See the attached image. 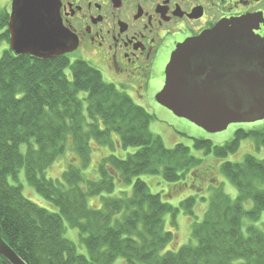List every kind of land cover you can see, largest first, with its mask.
Returning <instances> with one entry per match:
<instances>
[{"label": "trees", "instance_id": "16d2710c", "mask_svg": "<svg viewBox=\"0 0 264 264\" xmlns=\"http://www.w3.org/2000/svg\"><path fill=\"white\" fill-rule=\"evenodd\" d=\"M9 20V10L0 9V46L10 44ZM154 119L86 60L72 61L69 54L36 58L6 49L0 58L3 240L28 264H264V231L252 223L245 227L244 221L255 222L264 212V158L248 154L242 161H224L221 171L238 195L232 199L222 185L213 187L199 221L195 195L175 206L166 197L169 191L151 192L140 178L161 175L174 189L180 183L196 188L192 177H199L195 170L202 158L183 143L167 147L150 129ZM248 138L264 146V127L238 129L222 145L195 138L194 147L225 158ZM94 144L137 149L126 157L103 158L99 177L90 178L83 170L91 163ZM68 150L76 159L68 160L61 179L47 177V169ZM20 169L57 211L30 200L21 185L9 181L17 180ZM128 185L131 191L112 195ZM94 196H100L99 207L89 203ZM249 200L253 206L246 209ZM180 211L194 220L191 240L167 250L175 245L176 233L167 229L166 216L175 225ZM68 227L78 229L88 256L66 236ZM0 264L10 263L0 255Z\"/></svg>", "mask_w": 264, "mask_h": 264}, {"label": "water", "instance_id": "95a60500", "mask_svg": "<svg viewBox=\"0 0 264 264\" xmlns=\"http://www.w3.org/2000/svg\"><path fill=\"white\" fill-rule=\"evenodd\" d=\"M9 33L17 55L47 59L77 47L57 0H12ZM165 73L155 100L207 132L264 120V38L254 34L247 18L221 22L182 43ZM0 255L10 264H28L1 234Z\"/></svg>", "mask_w": 264, "mask_h": 264}, {"label": "flooded vegetation", "instance_id": "af4514ba", "mask_svg": "<svg viewBox=\"0 0 264 264\" xmlns=\"http://www.w3.org/2000/svg\"><path fill=\"white\" fill-rule=\"evenodd\" d=\"M57 1L63 25L77 40L71 53L143 99L155 100L164 87L178 46L219 23L247 18L264 38V0Z\"/></svg>", "mask_w": 264, "mask_h": 264}, {"label": "rangeland", "instance_id": "374dc122", "mask_svg": "<svg viewBox=\"0 0 264 264\" xmlns=\"http://www.w3.org/2000/svg\"><path fill=\"white\" fill-rule=\"evenodd\" d=\"M11 4L12 0H0V9L7 8L9 10L11 8ZM8 48H10V45H8L7 42H3L0 46V58L2 57L4 51ZM70 57L72 61L78 59L75 54H72ZM106 81L118 84L111 78H107ZM82 95L83 94H81V96ZM132 97L134 101H136L138 104L142 105L155 115V119L151 122L150 129L151 131L162 137L167 147L173 148L175 145L183 143L184 145L189 146L192 155L198 158H202V163L198 166V169L195 170L199 177H197L196 179L192 177V182L198 189L187 187L188 185H183V183H180L179 186H176L174 189H172L170 186H173L174 184L166 182L161 175L140 176L141 179L147 182L151 192H161L165 194L169 191V193L166 194V197L170 201V203L175 206L178 205L182 199L190 195H195L197 198V202L194 209L196 219L199 221L203 219L204 214L209 206L213 187L222 185L225 192L232 199H235L238 195L237 188L228 178L225 177V175L221 171V165L224 161H242L248 154L254 155L260 159L264 158V146H258L255 140L250 138L243 140L238 151L229 154L225 158H218L213 153H206L204 149H197L194 147L195 138L210 140L215 145H222L226 141L232 139L238 129L248 130L264 127V120H258L255 122L231 123L227 127V129L223 131L210 133L185 118L174 116L166 108L159 106L154 99H143L138 96ZM93 147L94 148L91 153V163L87 168L83 170L86 176L90 178L99 177L98 164L103 158L111 154L126 157L128 153H132L137 149L136 147H128L115 148L113 150L107 146H99L97 144H94ZM69 159L75 160L76 157H73V153L71 154V152L68 150L64 156L60 157L53 163L52 166L47 169L46 176L53 179H61V174L67 168ZM9 181L12 184L21 185L23 194L30 200L49 210L57 211V208H55L49 201L44 199L40 194L36 192V190L31 185H29L25 176L24 169H20L17 180L9 178ZM131 190V185L121 187L118 186L116 188V191L112 195L118 196L121 195L122 191ZM100 202V196L89 198V203L92 206L99 207L98 205L100 204ZM244 206L246 209H250L253 206L252 201H247ZM193 221V218L190 217V215L185 214L183 211H180V213L177 215L175 225L172 223L171 215L166 216L167 229H169L170 227L176 233V240L173 242L175 243V245L171 246V243L168 246L167 250L179 248L180 246L188 243L189 240H191V224ZM244 221L245 227H247L248 224L252 223L264 231V212L261 214L259 220L255 222L247 219L246 217L244 218ZM244 230H246V228H244ZM66 236L76 244L78 252L88 256L87 248L81 241L78 229L68 227Z\"/></svg>", "mask_w": 264, "mask_h": 264}, {"label": "bare ground", "instance_id": "6f19581e", "mask_svg": "<svg viewBox=\"0 0 264 264\" xmlns=\"http://www.w3.org/2000/svg\"><path fill=\"white\" fill-rule=\"evenodd\" d=\"M18 254V253H17ZM19 255V254H18ZM20 256V255H19ZM21 257V256H20ZM22 258V257H21Z\"/></svg>", "mask_w": 264, "mask_h": 264}]
</instances>
